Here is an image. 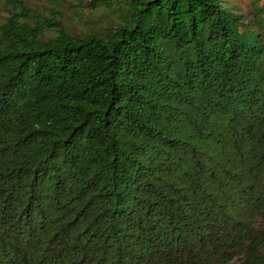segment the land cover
I'll list each match as a JSON object with an SVG mask.
<instances>
[{
	"label": "trees",
	"instance_id": "1",
	"mask_svg": "<svg viewBox=\"0 0 264 264\" xmlns=\"http://www.w3.org/2000/svg\"><path fill=\"white\" fill-rule=\"evenodd\" d=\"M3 2L0 264H264V0Z\"/></svg>",
	"mask_w": 264,
	"mask_h": 264
},
{
	"label": "rangeland",
	"instance_id": "2",
	"mask_svg": "<svg viewBox=\"0 0 264 264\" xmlns=\"http://www.w3.org/2000/svg\"><path fill=\"white\" fill-rule=\"evenodd\" d=\"M25 4L36 12L51 15V9L58 11L56 16L60 22L70 30L80 31L85 28L89 20L97 21L95 15L99 13L92 8L90 0H23ZM240 4L248 6L252 0H238ZM263 0H260V3ZM249 3V4H248ZM95 13V15H90ZM5 14L3 0H0V21ZM99 19L98 21H100Z\"/></svg>",
	"mask_w": 264,
	"mask_h": 264
}]
</instances>
